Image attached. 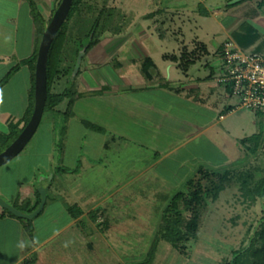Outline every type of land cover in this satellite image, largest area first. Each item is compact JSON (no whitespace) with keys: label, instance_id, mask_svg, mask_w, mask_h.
<instances>
[{"label":"rangeland","instance_id":"374dc122","mask_svg":"<svg viewBox=\"0 0 264 264\" xmlns=\"http://www.w3.org/2000/svg\"><path fill=\"white\" fill-rule=\"evenodd\" d=\"M155 2L159 3L158 8L163 7L164 13L172 17L175 29L181 30L178 36L179 40H164L153 30L152 25L156 17H147L145 14L156 10L157 6L152 5ZM124 3L125 0L110 1L111 21L109 25L112 28L107 29L108 31L103 35V44H109L112 39L129 34L123 49L124 52L130 53L129 61L138 65L137 60L140 56L146 58L150 55L164 71L165 78L171 76L186 78L185 76H191V74L197 76L206 74V78L210 80L209 84H213L215 87L218 85L213 79V74L220 68V63L217 65V70L214 71V62L221 52H219L220 47L211 49V45L215 44L212 41V30L216 24L213 25L210 21H207V24L202 22L204 25L200 29L201 25L196 23L198 19L196 20L195 16L190 17L189 11L184 8L173 7L172 9L176 13L170 14L168 6L171 5V0H127L126 4ZM176 4L178 3L176 2ZM23 12V15L29 18L31 12L28 10V6ZM125 16L127 17L125 18ZM198 21L200 22V19ZM199 38L206 44L205 47L203 43L199 42ZM198 43L201 45L199 46ZM10 45L5 39L0 43V48L9 50ZM184 48L189 51L190 57L195 55L194 61L190 64L185 62L186 59L184 62L181 59ZM180 49L181 53H178ZM169 54L170 57L175 55L173 57L176 59L179 56L178 61H174L175 59L172 61L178 63L176 69L170 67L172 63L169 62L172 59L169 58ZM0 59L5 60L6 57L0 56ZM3 64L4 62L0 60V80L4 77L6 70L11 68H7V65L3 67ZM100 69L104 71L106 79L118 81V72L114 71L117 76H113L107 67L100 66ZM90 79L86 72L83 73L82 91L90 92L89 85H87ZM26 81L27 74L24 75L22 72L0 90L1 117L4 114L6 117L9 116L10 112L20 114L24 110L23 106L26 100L24 98H27L28 90ZM181 84L185 86L187 82ZM219 88L220 92L223 88ZM112 89L117 91L87 93L88 95L84 96L75 107L77 114L87 116L96 123L104 125L107 129L104 132L87 128L77 117H72L68 121V129L65 132L61 127L66 123V118L63 117L65 120H61L59 124L55 123L54 116L50 112L45 113L42 126L39 128V131H42L45 124H49L51 128V133L49 132L50 144L52 137L54 141H66L67 152H65L63 161L61 162V152L57 147H53L52 151L54 149L55 155L51 163L61 165L60 162L70 168L69 173L57 171L56 174L55 186L57 187L59 182L65 181L64 187L59 184L60 188H57L56 191L53 186L49 188L51 196L57 195L60 197L59 200L53 204L52 197H50L46 211L37 215L36 222L40 227L39 238L53 232L52 228L55 226L59 228L65 223L64 216L68 215L63 209V204H66L65 193L72 194L75 201L88 210L96 206L95 204L110 189L112 190L117 184L123 185L115 197L103 200L104 202L99 204L102 207L109 206L112 211L113 221L110 229L105 232L101 231L97 222L92 221L86 214L82 218L83 220L75 225V233L72 232L70 235L63 233L58 237V240L65 241V244L61 246L60 256H54V264H130L126 262L122 252L128 254L148 245L149 240L153 237L155 219L161 211L162 205L174 193L177 185L181 184L183 179L189 175L195 164L198 162L221 164L237 159L244 154V147L239 139L253 132H259L261 126L264 127V120L261 124L259 118L256 119L255 113L242 104L239 107L240 110H236L233 119L228 122L229 125L237 122L239 128L234 129L224 123L228 127L226 132L214 131V134H209V136L197 135L199 136H196L197 139L193 137L185 144L183 141L188 139L190 133L187 131L184 134L187 129H180V127L188 126L195 118V121H200L199 123H203L204 120V118L200 119L195 112H188L191 102L181 99L178 94H175V91L171 92L170 90L169 92L163 88L155 89L153 92H141L131 88L126 90L122 86ZM226 96L229 106L237 107L241 103L240 97L232 91L231 95ZM214 98L216 96L212 97V99ZM221 105L225 106L223 103ZM190 113L193 115L192 118ZM1 122L6 123L5 125L9 128V123ZM200 127L197 126V128ZM1 128H4L3 124ZM177 132L181 134L179 138ZM36 137L34 136V140L32 139L33 142H29V146L33 147L39 142L46 146V141L43 138ZM8 139L11 137L3 139L5 145L8 144ZM12 141H14L13 138ZM105 142L110 145H105ZM173 142H180L179 148L165 156L164 160L156 162V157L163 154L162 149ZM27 147L25 149H28ZM21 155L16 156L13 162L17 163ZM263 162L264 148L252 158V163ZM11 166H13L12 161L1 167L9 169ZM75 168L78 172L75 171ZM54 170L56 171V168ZM49 171L51 172L50 169ZM137 173H139L138 180L131 184ZM50 178L46 170L40 169L37 175L39 183L37 182V187H35L28 180L15 178L12 182L10 176L7 180L2 178L0 168V188L3 186V182H6V188L8 187V193H4L6 199L26 212L27 210L24 208L30 207L36 201L37 191H41L43 186L51 185H47ZM58 190L61 193H57ZM236 192L237 187L231 186L222 193L219 200L211 204L207 211L187 210L184 215L196 225V232L183 229L178 241L173 243L170 240H162L156 264H223L224 257H231L233 249L241 245L242 238L247 234L248 229L246 223L234 225L232 221L226 219L229 213L236 210ZM51 208H55V211ZM263 216L264 201L258 198L256 206L251 209L248 216L249 221L252 222V229L262 223ZM43 217L53 218V220H44L48 225L43 227L41 226L44 224ZM102 219L103 217L100 216L99 220ZM4 231H13L10 237L14 238L13 235L18 237V230L7 229L5 224L0 226V236ZM73 234L75 239L70 238ZM10 237L8 235V238ZM44 249L48 250L49 246Z\"/></svg>","mask_w":264,"mask_h":264},{"label":"trees","instance_id":"16d2710c","mask_svg":"<svg viewBox=\"0 0 264 264\" xmlns=\"http://www.w3.org/2000/svg\"><path fill=\"white\" fill-rule=\"evenodd\" d=\"M110 1L74 0L68 17L52 43L48 58V98L44 115L46 112L52 113L54 122L58 124L66 118V123L61 127L65 132L68 129L67 123L72 117L80 118V121L92 130L101 132L107 130L104 125L96 123L91 118L77 114L75 107L84 96L88 95L87 93H98V91H82L80 85L83 73L85 72L88 53L102 41L103 35L108 31L107 29L112 28L109 25L111 21V12L109 10ZM242 1L246 0L239 2ZM29 2L34 21L40 30L41 36H43L44 31L62 0L54 1V8L48 18L44 15L36 0H29ZM259 5L263 6L264 0H261ZM200 10L203 12L204 9L200 6ZM145 16L156 17L152 27L159 37L164 40H179L178 36L181 30L178 28L175 29L172 24V17L164 13L163 7L146 13ZM121 29L123 30L122 25ZM203 45L204 47L206 46L205 43ZM39 48L40 45L32 55L12 65L0 80L1 90L23 64H28L31 67L32 87L30 91V104L21 119L10 122L9 133L3 134L0 132V152L13 142H11L12 138L15 140L18 137L34 112L36 101V67ZM182 52L181 59L183 61L184 59H186L185 62H192L194 60L192 58H195V55H191L190 57L189 51L186 48ZM174 58L176 59V57ZM117 59L116 57L113 60L115 67H118L116 63ZM141 70L149 82L160 81L163 83V86L179 94L192 97L199 103L209 106H220L223 103L225 106L222 109L224 110L234 107L233 105L229 106L224 103L228 98L226 94H220L218 87L202 89L200 87L188 88L183 85H171L168 79L165 78L163 71L155 59L150 55L144 59ZM213 96H216V98L212 99ZM10 137L11 139H8V144L5 145L3 139ZM239 141L244 147V154L237 159L221 164H211L209 162H198L195 164L189 175L183 179L181 184L177 185L174 193L162 205L161 211L155 219L153 237L149 240L148 245L141 250L139 249L128 254L122 252L126 262L130 264H156L158 261V250L162 240H170L173 243L174 241H178L183 229L196 232V225L184 215L187 210L207 211L212 203L220 199L225 190L231 186H236V210L229 213L226 219L232 221L234 225L242 224V222L246 223L248 224V229L247 234L242 238L241 245L233 249L231 257H224L223 264H264V216L262 217V223L253 229L252 222L249 221L248 217L251 209L256 206L258 198L264 201V162L252 163V158L257 156L260 150L264 148V127L261 126L259 132L246 135L240 138ZM53 144V147H57L61 152L62 162L65 152H67V149H65L66 141H53ZM105 144H108V142H105ZM59 164L61 165L55 164L56 171L53 177L54 179L47 184H51L49 188L53 186L55 191L57 188H60L58 187L59 184H62L64 187V183H66L65 181H61L57 184V187L55 186L57 171H61L62 173L70 172L68 165L60 162ZM75 171L78 172L76 168ZM57 193H61V191L58 190ZM48 197L54 196L48 193ZM68 198L66 195L64 199L68 210L73 217L81 220L84 209L77 201L73 202ZM41 200L42 193L38 190L34 205L27 212L37 209ZM7 213L16 216L12 211L5 208L2 215ZM248 213L249 215L247 216ZM89 215L92 221L97 222L96 224L101 231L105 232L110 229L113 221V215L110 209L98 206L93 208L89 212ZM100 216L103 217L102 220H99ZM21 219L25 223V233L33 237V218L21 217ZM33 244L35 243L33 242ZM32 261L33 258L26 259L28 263Z\"/></svg>","mask_w":264,"mask_h":264},{"label":"crops","instance_id":"0c3cea01","mask_svg":"<svg viewBox=\"0 0 264 264\" xmlns=\"http://www.w3.org/2000/svg\"><path fill=\"white\" fill-rule=\"evenodd\" d=\"M54 1L55 0H36L37 4L39 5L42 12L47 18L51 14V11L54 6ZM126 1L127 0H125L124 4H126ZM230 1L231 0H171V5L168 6V8L170 9L169 10L170 14L176 13L173 11L172 9L173 7L186 9V11H189L190 17L195 16L196 20L200 19L201 23L198 20L196 21V23L201 25L200 29H202L204 24H207V21H210L213 25L216 24V27L215 28L213 27L212 30L213 31L212 41H214L215 44L211 45V49H218L219 47H221L219 49L220 52L222 50V46L224 42L230 39L236 42L244 50L253 49L248 51H260L264 53V5L263 6L259 5L261 0H246L239 2L237 4L233 3L234 5L230 4ZM176 2L178 4H176ZM156 3L157 2H155V4L152 5L154 7L157 6L158 8L159 3L157 4ZM229 4L230 6H228ZM26 6H28V10H30L31 12V5L29 0H7V1L3 0L0 2V43H2V41L6 39V41H8L9 44H11L10 45L11 48H9V50H7L6 48L3 49L0 48V56L6 57L5 60L0 59L1 61L4 62L3 67L7 65V68H9L12 65L16 64L18 61L25 59L26 57H29L36 51V49L39 47L41 43V39H42V38L40 39L41 33L37 24L34 21L32 13L29 14V18L23 15L24 14L23 10L26 8ZM200 6L204 9L203 12H201ZM126 17L127 16H125V18ZM203 18L209 20H205ZM202 22L204 23L203 25ZM128 35L129 34L116 37L115 39H112L111 42H109V44H103V42L101 41L88 53L85 72L91 78L89 83L87 84L89 85L90 91L91 90L98 92L99 91L105 92L108 90L117 91V90H113L112 88L117 86H122L126 90L131 88L133 90H137L141 92L143 91L153 92L155 89L158 90L160 88L168 90L169 92L171 90V92H173L172 89L163 86L162 82L159 81L149 82L146 79L145 75L141 70L142 68L141 63L143 64L145 56H140V57L138 56L139 57V59L137 60L139 63L138 65L135 62L129 61L130 53L124 52L123 50L124 45L127 43L126 40L128 38ZM198 40L201 44L204 43L203 40H201V38H199ZM201 44L198 43L199 46ZM179 52L181 53V49L178 50V53ZM220 55L221 53H219V55L215 59L214 71L217 70V65L220 63ZM122 56L125 58H121ZM116 57L118 58L116 61L118 67H115L113 61ZM169 58L172 59L170 60L171 62H169L172 63L170 67L176 69L178 63L172 62L173 59L175 58L173 56L171 57L169 56ZM178 60H179V56H177V59H175L174 61H178ZM188 63L190 64L191 61ZM100 66L107 67L108 71L113 76H117L116 73H114V71L118 72L119 73V79H117L118 81L114 79H106L105 78L106 75L104 71L100 69ZM8 70H6V72H8ZM22 72L24 75L27 74L26 82L28 83L27 98H24L26 99L24 101V106H23L24 110H22L20 114H17L16 112L12 114L10 112L9 116L7 117L5 116V114L2 117L0 116L1 117L0 132L3 134L9 133L10 122L12 120L18 121L19 119H21L24 116L30 104V100H31L30 91L32 87L31 67L28 64H23L22 67L18 70V72L13 76V78L16 75L17 76L21 75ZM214 74H213V79L215 80ZM205 75L197 76L196 74H191V76L190 75L185 76L186 78H183V76H180L178 78L171 76L169 77L170 80L168 77L167 79L171 85H182L181 84L182 82H187V85H185L184 87H188V88L200 87L202 89H210L215 87L213 84H209L210 80H208V78H206ZM215 82L218 83L216 80ZM216 87L223 88L222 90H220V94L223 95L226 94L228 96L231 95V89L227 84L218 83ZM175 94H178V96L181 99L191 102L189 103L190 108H188V112L189 111L195 112V114H198L200 119L204 118L203 123L202 122L199 123L200 121H195L196 120L195 118L193 121L191 120L188 126L183 125L180 127V129H187L184 132V134H186L187 131L188 133H190L188 139L187 140L185 139L183 141L185 142V144L189 142L191 138L193 139V137H196L197 135L209 136V134L213 135L214 131L221 133V132H226L228 127L231 128L234 127V129L240 127L237 122L235 124L234 123L230 125L228 124V122L233 119V114L238 110H240L239 104L237 107L224 110L222 109V105L209 106L207 104H202L197 102L192 97L179 94L178 92H176ZM224 103L227 104L228 102H224ZM192 116L193 115L190 113L191 118ZM1 121H5L9 123L8 124L9 128H7V125H5L6 123L4 124V122ZM224 123H226L229 126L227 127L226 125H224ZM2 124L4 128H1ZM198 125L201 127L197 128ZM39 130H38L39 133L37 132L35 136H37L36 138H43L44 141H46L45 142L46 146L44 143L41 144L40 142L33 147L27 145L29 147L26 146L28 149H25L20 153L22 155L19 158V161L17 163L16 162L14 163L12 160L13 166H11V168L5 169L0 167L2 178H6L7 180L10 176L12 182L15 178L21 180H28L30 183H33L35 187H37V184L39 183L37 181V175L40 169L42 171L43 169L46 170L49 174V178L52 176L54 177L55 175L54 169L56 168V165L55 163L53 164V162L51 163V160L53 159L54 156V152H53L54 149L52 151V148L54 146L53 144L54 138L52 137L51 144L49 142L51 128L49 124L46 123L45 127L42 128V131ZM177 134H178L177 137L179 138L181 134H179V132H177ZM33 140H31V142H33ZM180 144H181L180 142L179 143L173 142L170 145L164 147L162 149L163 154L161 156L156 157V162L164 160L165 156H168L169 153L173 152L176 148L178 149ZM47 166L48 169H46ZM49 169L51 170V172L49 171ZM143 171L145 172L144 169ZM139 173H137L135 179L131 181V184L135 183V181L138 180ZM52 179L53 178H50L48 182L50 183ZM5 183L6 182H3L2 184L3 186L0 188V194L6 199L4 193H8L7 192L8 187L6 188L7 184ZM122 186H123L122 184L120 185L117 184V186H115L112 190L110 189L106 194H104L103 198L95 204L96 206H93L88 210H86L82 204L78 203L84 209V214L81 217L84 218L86 214L89 215L88 212H90L93 208L100 206L99 204L104 202L103 200L112 199L113 197H115L120 187ZM13 189H15V187H13ZM48 193H49V189H48ZM65 194L69 197L70 200H72L73 202L75 201V198L72 197V194L70 193H65ZM52 200H53V204H55L59 200V197L56 195L52 197ZM48 201H49V197L47 203ZM34 203L32 205H34ZM32 205L24 209L29 211ZM47 206L48 205H45V208L43 210L44 212L46 211L45 209H47ZM106 207L110 209L109 206ZM4 209L5 208H3L0 205V226L5 224L7 229L18 230V234H17L18 237L17 236L15 237V235H13L14 238L12 236L10 237V234H12L13 231L2 232V235L0 236V257H1L0 264H54L53 263L54 256L56 257L60 256L59 252L61 251V246L65 244V241L63 240L59 241L58 237L63 233L64 235H70L72 234V232L75 233V225L81 220H83V219L79 220V218L73 217L71 212L68 210L67 205L63 204V209L66 210V212L68 213L67 216H64L65 223L59 228H56L55 226L54 228H52L54 230L53 232H51L50 234H48L43 238H39L40 227L36 222L37 216L33 217L34 234L32 237L31 235L28 236L25 233V223L22 221L21 217L17 215L16 217L9 213L2 215ZM52 210L55 211V208ZM43 211L41 213H43ZM43 218H44L42 219L43 222L44 220L47 221L53 220V218L50 219L45 217ZM46 225L48 224L44 222V224H42L41 226L46 227ZM8 235L10 238H8ZM70 238L75 239V235L74 234L71 235ZM33 242L35 244H33ZM46 246H49L48 250L44 249ZM27 258H33V261L28 263L26 262Z\"/></svg>","mask_w":264,"mask_h":264},{"label":"water","instance_id":"95a60500","mask_svg":"<svg viewBox=\"0 0 264 264\" xmlns=\"http://www.w3.org/2000/svg\"><path fill=\"white\" fill-rule=\"evenodd\" d=\"M74 0H62L56 9L50 23L48 24L40 43L37 67H36V101L35 109L31 119L18 135V137L0 152V166L8 163L18 156L32 140L36 134L45 112V106L48 98V58L52 43L68 17ZM241 0H231L230 4ZM49 187H41L42 200L37 209L32 212H26L17 206L11 204L0 194V205L7 208L15 215L25 218H33L39 215L45 208L48 200Z\"/></svg>","mask_w":264,"mask_h":264},{"label":"built area","instance_id":"2783aa9c","mask_svg":"<svg viewBox=\"0 0 264 264\" xmlns=\"http://www.w3.org/2000/svg\"><path fill=\"white\" fill-rule=\"evenodd\" d=\"M220 68L214 74L218 83L227 84L259 118L264 120V53L246 51L233 40L223 44Z\"/></svg>","mask_w":264,"mask_h":264}]
</instances>
